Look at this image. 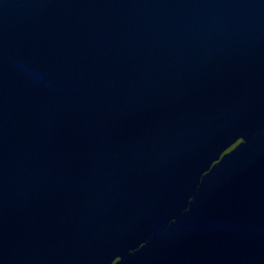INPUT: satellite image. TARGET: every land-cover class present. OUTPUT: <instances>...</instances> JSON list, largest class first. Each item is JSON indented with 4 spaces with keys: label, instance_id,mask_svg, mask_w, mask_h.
Returning a JSON list of instances; mask_svg holds the SVG:
<instances>
[{
    "label": "water",
    "instance_id": "obj_1",
    "mask_svg": "<svg viewBox=\"0 0 264 264\" xmlns=\"http://www.w3.org/2000/svg\"><path fill=\"white\" fill-rule=\"evenodd\" d=\"M0 264H264V0H0Z\"/></svg>",
    "mask_w": 264,
    "mask_h": 264
}]
</instances>
